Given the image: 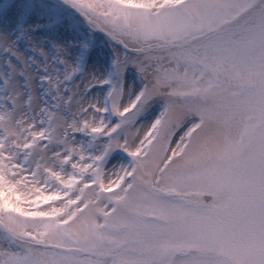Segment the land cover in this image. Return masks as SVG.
Wrapping results in <instances>:
<instances>
[{
    "label": "snow or ice",
    "instance_id": "1",
    "mask_svg": "<svg viewBox=\"0 0 264 264\" xmlns=\"http://www.w3.org/2000/svg\"><path fill=\"white\" fill-rule=\"evenodd\" d=\"M0 53V264H264V0H4Z\"/></svg>",
    "mask_w": 264,
    "mask_h": 264
},
{
    "label": "rangeland",
    "instance_id": "2",
    "mask_svg": "<svg viewBox=\"0 0 264 264\" xmlns=\"http://www.w3.org/2000/svg\"><path fill=\"white\" fill-rule=\"evenodd\" d=\"M4 3V0H0V4H3ZM3 54L2 53H0V61H2L3 60Z\"/></svg>",
    "mask_w": 264,
    "mask_h": 264
}]
</instances>
